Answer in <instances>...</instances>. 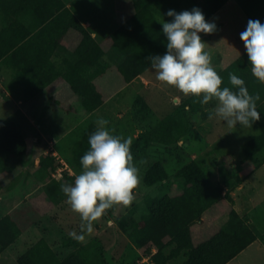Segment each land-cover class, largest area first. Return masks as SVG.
Instances as JSON below:
<instances>
[{
    "label": "rangeland",
    "instance_id": "1",
    "mask_svg": "<svg viewBox=\"0 0 264 264\" xmlns=\"http://www.w3.org/2000/svg\"><path fill=\"white\" fill-rule=\"evenodd\" d=\"M85 1L80 0V3ZM106 1L87 0L84 8L107 9L108 5L109 8L118 5L120 10H125V6L131 11L133 8L132 0H114L112 6L111 0ZM198 1L192 0L194 4H191L188 0H166L159 8L164 12L174 10L176 13L191 11L193 8L201 10ZM251 1L231 0L219 19H244L242 5L248 7ZM222 36L226 34L217 32L200 36L208 45L205 51L211 54L216 72L219 73L240 57L248 65L247 55H242L240 51L243 43L240 42L239 48L237 45V49L227 51L229 44L226 39H221ZM235 36L240 37L239 34ZM123 79L111 73L108 86H97L103 103L97 110L90 112L83 108L81 99H60L58 95L19 99L22 96L17 89L11 88L14 86L11 85L13 73L0 72V123L9 118L15 120L27 143L24 155L7 158L8 169L0 177V219L10 216L21 230L15 242L1 252L0 264H17V259L40 239L45 240L60 255H67L95 238L99 240L98 244L103 248L105 256H108L106 264H149L143 260L146 246L135 248L129 237L119 229L118 223L128 216H141L146 211L147 201L157 197L161 191L174 195L182 193L179 187L181 178L176 173L191 161H195L209 179L221 187L224 195L216 205L210 207L212 210L201 215L205 219L202 221L203 231H198L196 238H209L214 227L221 226L229 211L234 208L254 231L257 239L230 264H264V147L253 156L246 155L242 150V145L258 134V129L255 126L240 125L230 128L215 116L209 119V112L216 107V101L213 105L201 104L198 112L192 111L191 107L185 106L191 96L185 97L158 82L151 68L143 78H138L132 84H129L132 80L126 82ZM138 96L144 99L152 111L144 121L134 119L132 114L133 103ZM170 116L175 124L185 125L187 131L183 135L174 133L176 139L170 143L165 140L150 143L145 154L133 162L139 169L141 179L130 206L113 207L94 222V231L85 234L83 241L73 239L69 233L75 230L79 234L81 218L65 203L67 198L61 191V185L72 183L68 179L75 172L70 170L69 163L75 158V145L89 135L92 129H96L98 118L109 121L106 127L115 130L113 135L130 137L133 143L141 133L153 129ZM43 158L46 161L44 167L53 169L50 174L38 166ZM156 163L168 172L165 181L170 183V187L161 184L147 186L144 183L146 170ZM236 177L241 181L237 182ZM60 179L59 185L50 186L52 181ZM50 189L56 193V200L54 197L52 199ZM150 246H155V243ZM168 249H165L166 256H169ZM177 261L169 263L177 264Z\"/></svg>",
    "mask_w": 264,
    "mask_h": 264
},
{
    "label": "trees",
    "instance_id": "2",
    "mask_svg": "<svg viewBox=\"0 0 264 264\" xmlns=\"http://www.w3.org/2000/svg\"><path fill=\"white\" fill-rule=\"evenodd\" d=\"M56 1L59 4L55 10H62L61 13L69 17L64 31L72 30L79 33L81 36L80 47L94 51L96 63H90L87 71L89 73H83L76 78L70 76L67 78L70 89L81 96V104L87 111L94 112L103 103L102 94L93 83L94 77L104 73L108 67L114 66L124 80L130 82L150 67V57L162 56L167 51V43L158 40L153 32L156 30L165 37L162 28L155 24L158 14L156 6L164 0H134L137 3L136 14L110 35V45L107 49L101 47L89 35L68 9L63 8L64 4L60 0ZM227 1L199 0L205 20ZM54 12H50L49 22L43 25L45 28L51 26L58 19L52 16ZM145 15H149L151 20L140 23L139 20ZM150 26L152 27L150 28ZM5 42L0 35V47ZM8 50H10L9 47H6L2 52L0 51V58ZM153 51L156 52L152 53ZM230 72L244 80L250 95L257 93L260 95V100L257 101V111L261 118L252 124L258 129V134L249 138L242 145L243 152L248 156H253L264 147V83L252 76L251 67L241 57L218 73L223 80L222 87H231L228 76ZM33 74L39 85L45 86L46 81L43 75L41 73ZM81 76H84L86 80L78 79ZM201 99L202 97L191 96L186 100L185 106H189L192 111L198 112L201 110V103L199 102ZM214 102L215 100L210 101L209 104L213 105ZM151 112L144 99L138 96L133 103V118L144 121ZM95 130L92 129L90 134L80 140L73 149L75 158L69 165L75 173L82 171L80 159L89 149L88 138ZM186 131L185 125L182 123L175 124L171 116L162 120L153 129L141 133L131 144L133 162L145 154L150 143L164 142V140L170 143L176 139L174 133L183 135ZM26 151L27 143L18 123L11 118L1 122L0 177L8 169L7 158L9 156H22ZM45 165L46 161L43 158L39 162V167L50 174L53 169L48 170L44 167ZM168 175L165 168L156 163L146 170L143 179L147 186L161 184L168 188L170 183L165 181ZM176 176L181 178L179 187L182 193L174 195L161 191L159 196L147 201L146 211L141 216H128L118 223L119 229L129 237L136 248L141 249L146 246L144 255H150L153 264H170L169 262L174 260H178L177 264H226L257 239L254 231L233 209L229 211L227 219L221 226L214 227V232L209 238L205 240L195 239L191 226L201 218V215L208 208L216 205L223 198L222 189L209 179L207 173L195 161H191L182 167ZM236 179L237 182L241 181L238 177ZM68 180H72L73 183V176ZM60 181L61 179L52 181L50 186L55 187V185L60 184ZM49 191L52 194V199L54 197L56 200V193L53 190L51 192V189ZM17 226V223L10 216L0 219V252L13 244L20 236L21 230ZM98 242L99 240L95 238L76 251L67 255H60L45 240L40 239L17 259V264H106L108 262L106 257L108 256H105L103 248ZM153 242L158 250L151 254L150 244ZM165 249H168L169 256H166Z\"/></svg>",
    "mask_w": 264,
    "mask_h": 264
},
{
    "label": "clouds",
    "instance_id": "3",
    "mask_svg": "<svg viewBox=\"0 0 264 264\" xmlns=\"http://www.w3.org/2000/svg\"><path fill=\"white\" fill-rule=\"evenodd\" d=\"M166 15L172 18L171 22L160 23L167 51L149 58L155 79L185 97H202L201 104L215 100L216 107L209 112V119L215 116L230 128L252 127L261 118L257 111L260 95H250L244 80L231 72V87H222L223 80L212 66V56L205 51L208 45L199 35L216 31L215 23L207 22L198 8L179 13L169 10ZM240 40L252 76L264 83V24L249 20ZM108 124L107 119H97L96 130L88 138L89 149L80 159L82 171L73 173V183L61 185L67 198L65 203L81 218L79 234L75 230L69 233L78 241L94 231V222L108 210L130 206L140 185L139 169L131 154L132 139L113 135L115 130H109Z\"/></svg>",
    "mask_w": 264,
    "mask_h": 264
},
{
    "label": "crops",
    "instance_id": "4",
    "mask_svg": "<svg viewBox=\"0 0 264 264\" xmlns=\"http://www.w3.org/2000/svg\"><path fill=\"white\" fill-rule=\"evenodd\" d=\"M188 1L194 4L192 0ZM230 1L228 0L213 15L206 19L207 22L215 23L216 31L213 32L214 34L217 32H220L221 35L226 34L221 39L228 41L227 51L237 49V45L239 48L241 40L240 37L236 38L235 35H240L246 29L249 20H259L261 24H264V0H252L248 7L242 5L245 17L240 21L235 17L219 19L220 14L225 10ZM60 2L64 4L63 8L68 9L89 35L104 49H107L110 45V35L133 17L137 11V3L134 0H132V11L126 9L127 6H125V10L118 9V5L114 6V8H109L108 3L105 4L108 5L107 9L100 7L99 9L87 10L84 8L85 2L81 4L80 0H60ZM105 2L107 1L105 0ZM113 2L114 0L110 1V6L113 5ZM163 2L156 6L158 14L156 15L155 24H158L161 28L160 22L162 20L164 22H171L172 20L171 17L166 15L167 12L159 8ZM169 2H167L168 5ZM58 4L56 0H0V35L6 41L0 47V51L4 46V49L6 47L10 49L4 52V56L0 58V72L13 73L11 85L14 86L11 88L15 87V90L17 89L16 91L23 97L19 99H41L50 95H58L60 99H81L80 95L70 89L67 78H76L83 75V73H89L87 71L89 70L90 63H96L94 51L80 47V34L72 30L64 31L69 17L63 15L61 13L62 10H55ZM86 5H88V2ZM168 5L166 9L169 8ZM53 11L55 12L52 16L58 19L51 26L45 28L43 25L49 22L50 12ZM149 19L151 20L150 16L145 15L139 22L144 23ZM153 32L158 40L167 43L166 37H163L156 30ZM199 35L203 37L205 34L200 33ZM242 47V50H240L242 51V55H247L244 45ZM155 52L153 51L152 53ZM249 66L251 67V65ZM150 68L145 70L142 75L136 76L129 84H132L138 78H143ZM33 73H41L43 75L46 81L45 86L39 85ZM111 73H116L118 77L123 79L118 70L114 66H110L104 73L94 77L93 83L98 88L108 86L107 81ZM78 79L84 80L85 77L81 76ZM10 97L12 96L10 95ZM232 209L235 210L234 208ZM208 210L212 209L209 208L206 211ZM197 221V223L191 226L195 239H197L196 234L198 231L202 230L205 219L201 217ZM199 227L201 229H198ZM10 246L4 250L6 251ZM157 250L158 247L156 245L152 246L151 254L156 253ZM241 253L242 251L239 254ZM239 254L226 264H230L236 260ZM143 260L149 262V264H153L148 256H143ZM141 264H144V262Z\"/></svg>",
    "mask_w": 264,
    "mask_h": 264
}]
</instances>
